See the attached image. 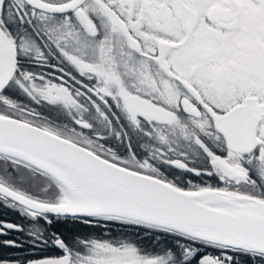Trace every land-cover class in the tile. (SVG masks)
I'll return each mask as SVG.
<instances>
[{
    "label": "snow or ice",
    "instance_id": "snow-or-ice-1",
    "mask_svg": "<svg viewBox=\"0 0 264 264\" xmlns=\"http://www.w3.org/2000/svg\"><path fill=\"white\" fill-rule=\"evenodd\" d=\"M0 209V264H264V0H0Z\"/></svg>",
    "mask_w": 264,
    "mask_h": 264
},
{
    "label": "trees",
    "instance_id": "trees-1",
    "mask_svg": "<svg viewBox=\"0 0 264 264\" xmlns=\"http://www.w3.org/2000/svg\"><path fill=\"white\" fill-rule=\"evenodd\" d=\"M53 118H55V113H52ZM194 181L199 182V178L192 177ZM204 179H208L205 177ZM212 183H216L215 179L211 180ZM0 218H4L16 223H27L25 220H22L20 216H18L15 212L7 211L0 209ZM53 229H49L52 231ZM66 235L71 233H81V234H92V235H105L107 234L109 237H118L121 235L128 236L131 239L138 240L140 244L146 247H151L156 237L154 235L149 236L146 235L144 231L140 229L121 225L117 223H109L107 226L104 225H83L80 223H68L64 225L60 229ZM19 237L20 239H24V237L19 233H11L8 237H0V239L7 238H15Z\"/></svg>",
    "mask_w": 264,
    "mask_h": 264
},
{
    "label": "flooded vegetation",
    "instance_id": "flooded-vegetation-1",
    "mask_svg": "<svg viewBox=\"0 0 264 264\" xmlns=\"http://www.w3.org/2000/svg\"><path fill=\"white\" fill-rule=\"evenodd\" d=\"M3 240V239H0ZM38 249H32L30 247H28L27 245H25L24 248L22 249H8L7 253L10 255H15L17 257H24L26 255H29L30 253L33 252H38ZM47 254H56L54 249H49Z\"/></svg>",
    "mask_w": 264,
    "mask_h": 264
}]
</instances>
